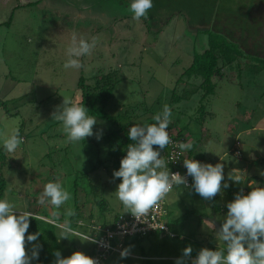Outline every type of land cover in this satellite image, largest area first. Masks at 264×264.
<instances>
[{"label":"rangeland","instance_id":"obj_1","mask_svg":"<svg viewBox=\"0 0 264 264\" xmlns=\"http://www.w3.org/2000/svg\"><path fill=\"white\" fill-rule=\"evenodd\" d=\"M129 3L130 0H0V101L6 104L4 107L0 103V137L18 128L23 138L15 152L7 153V164L2 169L6 188L1 198L6 197L18 210H30L35 218L49 223L54 219L53 212L58 213L55 219L62 224L77 211L85 225L89 218L112 223L131 214L115 197L120 178L113 179L112 173L118 170L120 161L103 138L120 125L146 123L167 104L172 112L169 124L175 133L183 130L180 141L191 144L184 154L193 152L197 161L221 163L229 187H222L214 196L219 208L214 212L212 199L202 198L192 186H175L167 196V205L169 226L177 238L158 233L141 240L116 237L115 242L126 244L128 253L124 257L109 254L103 264H144L142 250L155 261L174 259L189 246L191 261L201 248L224 247L210 220L215 218L221 225L226 204L234 194L242 190L246 195L252 187H260V180L264 181L260 174L264 171V0H153L147 19L139 20L132 18ZM212 25L215 31L229 35L263 61L237 57L232 64L222 66L220 62L222 76L213 80L214 94L202 99V77L188 78L184 72L195 54L211 47L212 40L219 44L218 39L202 32ZM73 36L89 41L96 37V46L89 55L78 58L80 68L65 69ZM110 73L122 78L106 108L115 119L96 118L92 136L69 142L61 122L52 119V113L64 96L79 103L82 77L86 85L93 86ZM188 92L192 93L184 99ZM202 105L204 118L199 110ZM237 142L241 145L239 156L235 154ZM122 157L119 155L120 160ZM237 168L248 171L241 184L229 179ZM82 173L87 174V179ZM90 179L93 183L101 181L104 193L100 188L92 192L87 186ZM55 180L70 193L59 209L37 203L44 184ZM102 200L104 211L99 207ZM193 209L203 219L197 214L175 222ZM31 220L25 233L26 255L30 256L33 245H38L39 257L40 240L26 239L34 233ZM60 231L55 227L58 243H49L54 247V257L57 251L61 257L76 251L88 256L91 242L71 233L69 238H61Z\"/></svg>","mask_w":264,"mask_h":264},{"label":"clouds","instance_id":"obj_2","mask_svg":"<svg viewBox=\"0 0 264 264\" xmlns=\"http://www.w3.org/2000/svg\"><path fill=\"white\" fill-rule=\"evenodd\" d=\"M153 6V0H130L128 10L132 18L147 19L148 10ZM96 46V37L91 41L84 38L77 40L72 37V43L67 48V59L63 67L80 68L78 59L90 54ZM172 115L167 104L162 111L156 113L152 120L155 123H134L128 128L127 137L132 143L126 146V154L120 160L118 170L112 173L113 179L120 178L114 192L116 199L134 217L140 218L147 214L161 199L168 194L173 186L186 184L184 176L179 172H170L160 150L172 143L167 131ZM52 119L61 122L62 130L69 142L84 140L92 136L93 125L97 123L95 116L89 114L84 104L77 103L69 96L63 97L61 105L52 113ZM99 135L97 139H99ZM23 138L19 129L14 128L9 134L0 137V149L7 153L15 152L22 144ZM177 146L181 150L191 149V144L178 141ZM156 145L158 148L154 149ZM183 166L187 175L192 177V189L204 199L211 200L222 187L228 188L225 181L223 165L216 163H204L195 159H183ZM246 170H233L234 176L229 179L241 184V173ZM264 176V171L260 173ZM222 181H225L222 186ZM70 197V193L64 189L59 180L48 181L39 193L37 203L50 204L59 209ZM227 212L220 225L216 236L224 247L215 250L201 248L196 257L191 259V264H264V187H252L246 195L241 192L234 194V199L226 204ZM18 212L19 214H15ZM58 215L53 212L51 221L61 229L60 237L69 238L73 229L68 222L60 224L55 219ZM30 218L34 219V213L30 210H18L6 197L0 198V264H31L33 259H38V245H33L31 255H26L25 233L29 228ZM212 224V223H211ZM213 225V224H212ZM39 232L27 235V241H36ZM75 237L82 241L91 240L89 234L75 233ZM192 252L191 246L183 249L182 257L175 260V264H185V258ZM128 250L121 252V257L126 256ZM55 264H97L96 260L82 252H73L68 257H61V253H55Z\"/></svg>","mask_w":264,"mask_h":264},{"label":"trees","instance_id":"obj_3","mask_svg":"<svg viewBox=\"0 0 264 264\" xmlns=\"http://www.w3.org/2000/svg\"><path fill=\"white\" fill-rule=\"evenodd\" d=\"M244 32V30H242ZM202 32L208 33L212 39H218L220 42L219 44H215V42L212 40L211 47L209 49H205L203 52L195 54L193 58L192 64L185 70L184 76L188 78H192L194 76H200L203 79L202 87L204 88V96L202 99H205L207 96H210L214 94L216 85L214 84L213 80L216 77L222 76V66L227 64H232L237 57L241 58H248L252 57V59H257L259 61H263V59H260L257 56H254L252 54H249L239 43L233 41V38H231L229 35L217 32L214 30L213 25L210 26L207 29L202 30ZM220 62L222 66H220ZM115 74L110 73L107 75H104L103 77L99 78L96 83L92 85H86L83 77L79 81V90L81 91V100L79 101V104H84V106L89 110V114L95 116L96 118L104 119V120H114L115 117L108 114L106 112L107 105L109 101L111 100L116 85L122 80V78H116L114 76ZM192 92H188V94H184V99L189 96V94ZM180 100V99H179ZM0 103L5 107V102L0 101ZM205 107L202 105L200 107L201 112V118H204L205 116ZM146 123H155V121L149 119ZM131 126L127 125H120L118 130L113 131L112 133L104 136L103 140L105 144L108 146L111 154L115 155L117 158L116 160L119 162V155H125L126 154V146L129 143H132V141L129 140L127 137V131L128 128ZM175 130V129H174ZM183 130L176 131L177 136L180 137ZM85 141V139L83 140ZM154 149L158 148V146L154 145ZM164 149H161V156ZM191 157L197 158L193 152L190 153ZM7 152L0 149V198L2 196V193L4 189L6 188V181L2 174V169L7 164ZM83 178L87 179V174L82 173ZM75 201L77 202V182H75ZM88 188L91 189V191H95L96 189L99 190L102 193L105 191L104 185L101 183V181H98L97 183H93V181L90 179L87 184ZM260 187H264V181L260 180L259 182ZM213 202V209L214 212L218 211V205L216 202V198H212ZM99 207L101 211L105 210V203L102 201H99ZM199 215L200 218L203 219V215L196 209L193 210H187L181 217L175 220L176 223L183 222L188 220L193 215ZM81 216L78 215L77 211L70 217L68 224L72 229H76L79 231H82L86 234H93L94 231L91 228L92 226H100L101 228H108V227H115L117 221L119 220L118 217L116 218L112 223H108L104 219L100 220H94L93 218H89L88 225L83 224L82 225V219ZM169 217H170V210H169ZM103 218V217H102ZM55 227H58L56 224H52L46 221H43L42 219L32 218L30 223V228L34 233L39 232L40 235L38 236V239L40 240L42 246L40 247L41 252L38 259L33 264H55V257L53 254L54 247L49 246L50 242H53L55 245L58 243L57 239L54 237V229ZM84 229V230H83ZM88 230V231H87ZM72 234V233H71ZM74 235V234H73ZM153 234H150L146 237H149ZM143 237V238H146ZM143 238H136L137 240H141ZM166 238V237H165ZM174 238H177L174 237ZM46 241V242H45ZM48 241V242H47ZM113 244L116 245L117 243L115 240L113 241ZM92 249L90 253L88 254L89 257H94L96 255V246L92 244ZM126 247L127 250L129 248L126 246V244L123 243V250ZM212 250H215L216 247L213 246L211 248ZM142 250V256L145 257L143 262L144 264H175V260L178 257H175L174 259H167L162 258L159 261H155L148 255L145 254ZM182 257V256H180ZM190 257V256H189ZM189 257L185 258V264H191V261ZM107 260V259H106ZM104 260L103 263L106 261ZM102 263V264H103Z\"/></svg>","mask_w":264,"mask_h":264},{"label":"built area","instance_id":"obj_4","mask_svg":"<svg viewBox=\"0 0 264 264\" xmlns=\"http://www.w3.org/2000/svg\"><path fill=\"white\" fill-rule=\"evenodd\" d=\"M167 131L169 132L172 143L168 144L163 150L165 163L170 172H179L184 176L186 184H182L185 188H190L191 176L187 175L186 168L183 166V159H195L190 155H185L183 150L179 149L176 142L180 141L174 128L169 124ZM240 143L235 145V154L239 156ZM175 185L173 186L174 189ZM172 189V190H173ZM172 190L164 196L155 206H153L147 214L140 218L134 217L132 214L121 216L117 221L115 227L101 228L100 226H92L94 233L90 234L91 240H87L96 246V255L94 258L97 264H102L108 258L109 254L123 251V243L113 244L116 237H131L143 238L150 234H161L163 236L176 237V234L171 231L169 226V209L167 205V196ZM57 225V224H56ZM83 225V223H82ZM84 233L82 231L73 229L72 234ZM86 234V233H84Z\"/></svg>","mask_w":264,"mask_h":264},{"label":"water","instance_id":"obj_5","mask_svg":"<svg viewBox=\"0 0 264 264\" xmlns=\"http://www.w3.org/2000/svg\"><path fill=\"white\" fill-rule=\"evenodd\" d=\"M245 174H246V173H244V172L241 173L242 177H244ZM210 222L213 224L215 230L218 232V231H219V228H220V225H219V223L216 221V219L213 218V219L210 220Z\"/></svg>","mask_w":264,"mask_h":264},{"label":"crops","instance_id":"obj_6","mask_svg":"<svg viewBox=\"0 0 264 264\" xmlns=\"http://www.w3.org/2000/svg\"><path fill=\"white\" fill-rule=\"evenodd\" d=\"M237 169H238V168H237ZM242 170H246L244 173H246L245 176H247V175H248L247 168H243ZM245 176H244V177H245ZM190 188H191V187H190Z\"/></svg>","mask_w":264,"mask_h":264}]
</instances>
